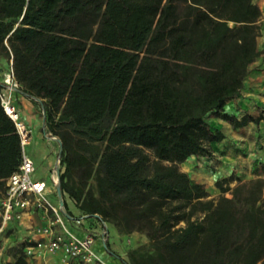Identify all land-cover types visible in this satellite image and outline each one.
I'll return each mask as SVG.
<instances>
[{
    "label": "trees",
    "instance_id": "obj_1",
    "mask_svg": "<svg viewBox=\"0 0 264 264\" xmlns=\"http://www.w3.org/2000/svg\"><path fill=\"white\" fill-rule=\"evenodd\" d=\"M261 16L253 0H0V54L59 135L62 193L147 232L127 260L105 242L122 264H264V177L219 179L210 197L178 166L221 138L206 116L256 119L224 105L259 55ZM20 160L0 99L1 192Z\"/></svg>",
    "mask_w": 264,
    "mask_h": 264
},
{
    "label": "crops",
    "instance_id": "obj_2",
    "mask_svg": "<svg viewBox=\"0 0 264 264\" xmlns=\"http://www.w3.org/2000/svg\"><path fill=\"white\" fill-rule=\"evenodd\" d=\"M253 1L262 11L261 29L257 38L259 55L249 63L248 71L241 79L239 92L227 100L224 111L235 115L238 119L243 115L252 116L256 119L234 126L231 122L221 118L222 121L217 122L219 123L217 131L221 134V138L210 142L209 151L202 158L204 162L216 167V174L221 179L229 178V183L235 181L237 177H264V0ZM11 95L19 109L21 119L31 130L30 139L27 143L31 146L29 150L24 149V151L32 158L35 171L40 169L44 173L35 174L34 171L33 177L48 182V175H50L51 181L50 184L48 183V191L50 196L54 195L50 188V185H52L51 168L59 152V143L51 139L44 140L41 137L45 128L44 117L42 116V99H34L21 89L13 90ZM32 132H36V137L32 136ZM191 156H196V154ZM64 200L67 209L74 216L83 213L70 197L66 196ZM44 222L45 217L40 211H29L20 220L9 222L3 229L10 230L9 238L17 242H26V239L30 237L31 227ZM68 223L70 225L68 226L69 229L78 235L88 233L90 231L89 227L96 230L99 228L97 221L92 219L85 220L79 225L72 221ZM113 242V247L110 242L111 249L114 251L119 250L115 249L118 242L116 240ZM93 247L101 261H95L92 264H98L99 262L103 264H122L102 246L99 238H96ZM25 260L27 261L26 264H63L59 254L25 257Z\"/></svg>",
    "mask_w": 264,
    "mask_h": 264
},
{
    "label": "built area",
    "instance_id": "obj_3",
    "mask_svg": "<svg viewBox=\"0 0 264 264\" xmlns=\"http://www.w3.org/2000/svg\"><path fill=\"white\" fill-rule=\"evenodd\" d=\"M8 76L2 77L0 83L1 103L6 113L12 118L21 142V160L16 170L5 179L4 190L0 193V230L9 222L20 220L29 211H40L45 222L31 227V234L24 245L27 257L43 256L47 253L59 254L63 264H92L99 260L94 250V242L99 238L106 249L108 241V222L97 214L81 213L74 216L64 204L63 193L57 192L59 175L64 169L61 158V142L57 135L44 128L42 135L59 143V152L51 168V191L57 197L54 202L48 191L49 184L41 178H34L35 165L24 149L29 142L31 130L21 119L20 112L12 98V91L21 89L14 77L12 67ZM22 90V89H21ZM38 99V98H36ZM44 114V111H42ZM96 220L98 230L89 227L85 235H78L71 231L67 225L69 221L79 225L85 220ZM107 250V249H106Z\"/></svg>",
    "mask_w": 264,
    "mask_h": 264
},
{
    "label": "rangeland",
    "instance_id": "obj_4",
    "mask_svg": "<svg viewBox=\"0 0 264 264\" xmlns=\"http://www.w3.org/2000/svg\"><path fill=\"white\" fill-rule=\"evenodd\" d=\"M4 53V51H3ZM12 67V57L6 56L5 54H0V78L3 77V72L8 71L9 68ZM43 108V107H42ZM42 116L44 117V114L42 113ZM211 127L212 130L217 131V127L219 123L218 121H222L220 117L214 116V115H208L204 119ZM46 128V126H45ZM47 129V128H46ZM48 130V129H47ZM53 134L59 136L58 134L52 132ZM32 136L36 137V132H32ZM44 140H50L44 136H41ZM215 140H211L210 142H214ZM208 143V146L210 144ZM31 144L25 145V150H29ZM153 158V156H151ZM204 154L202 155H196V156H188L186 159L178 163V166L181 170L185 171L193 180L196 182H199L209 193L210 197H218L220 195V190L216 186V181L221 179L216 174V167L208 162H204L203 158ZM35 174H44L43 171H40V169H36ZM256 177H262V176H252V177H238L242 181H247L249 179H253ZM48 183L50 184L51 176L48 175ZM89 183L92 185V188L96 190V184L93 179L89 180ZM237 183V179L232 181L230 183V186L233 187ZM1 192V190H0ZM229 195V193H226ZM64 197L67 195L63 194ZM53 201L55 202L57 200V197L55 195L50 196ZM182 224V222H180ZM68 226L69 223H67ZM108 231L109 235L108 242H111V246L114 245V240L118 242L116 250L117 252L121 253L119 254L123 259H128V252L132 248H137L140 246H144L146 248L149 247V238L147 235V232L143 229H133L132 231L128 233H120L115 229V226L112 223H108ZM10 237V230L6 231L5 229L0 230V264H17V259L23 258L24 263L26 264L27 261L25 260V257H27L24 249V245L27 242H17L14 239L9 238ZM109 242V244H110ZM51 254V253H47ZM30 258V257H29ZM98 264H103L102 262H99Z\"/></svg>",
    "mask_w": 264,
    "mask_h": 264
},
{
    "label": "water",
    "instance_id": "obj_5",
    "mask_svg": "<svg viewBox=\"0 0 264 264\" xmlns=\"http://www.w3.org/2000/svg\"><path fill=\"white\" fill-rule=\"evenodd\" d=\"M57 192H58L59 195H61V192L62 191H61V188H60V185L59 184L57 185Z\"/></svg>",
    "mask_w": 264,
    "mask_h": 264
},
{
    "label": "bare ground",
    "instance_id": "obj_6",
    "mask_svg": "<svg viewBox=\"0 0 264 264\" xmlns=\"http://www.w3.org/2000/svg\"><path fill=\"white\" fill-rule=\"evenodd\" d=\"M3 75L7 77L8 76V72L7 71L3 72Z\"/></svg>",
    "mask_w": 264,
    "mask_h": 264
}]
</instances>
